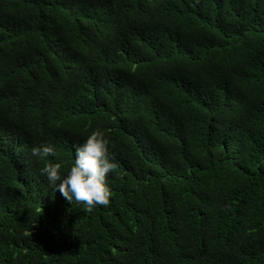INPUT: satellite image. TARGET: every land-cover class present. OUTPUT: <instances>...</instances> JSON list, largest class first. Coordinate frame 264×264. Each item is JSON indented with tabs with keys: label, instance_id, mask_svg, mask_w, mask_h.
I'll return each instance as SVG.
<instances>
[{
	"label": "trees",
	"instance_id": "trees-1",
	"mask_svg": "<svg viewBox=\"0 0 264 264\" xmlns=\"http://www.w3.org/2000/svg\"><path fill=\"white\" fill-rule=\"evenodd\" d=\"M0 123V264H264V0H0ZM98 127L86 211L31 149Z\"/></svg>",
	"mask_w": 264,
	"mask_h": 264
},
{
	"label": "clouds",
	"instance_id": "clouds-1",
	"mask_svg": "<svg viewBox=\"0 0 264 264\" xmlns=\"http://www.w3.org/2000/svg\"><path fill=\"white\" fill-rule=\"evenodd\" d=\"M5 125L0 123V130H6ZM106 131L99 127L92 129L82 143L72 146L73 158L65 173L61 172L63 161L49 162L47 159L57 155L51 143L42 142L31 149L33 157L44 161L38 171L48 185L54 188V192L58 191L70 204L73 201L82 204L86 211L109 204L110 190L106 176L116 169L117 164L108 150ZM78 140L79 138L73 142ZM2 143L16 151H20L19 145L28 146L27 140L21 136L1 138L0 144Z\"/></svg>",
	"mask_w": 264,
	"mask_h": 264
}]
</instances>
